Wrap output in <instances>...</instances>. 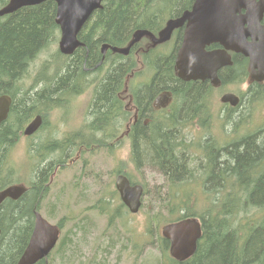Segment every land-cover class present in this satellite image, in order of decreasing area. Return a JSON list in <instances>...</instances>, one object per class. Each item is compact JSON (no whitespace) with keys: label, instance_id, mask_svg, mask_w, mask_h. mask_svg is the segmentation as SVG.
Masks as SVG:
<instances>
[{"label":"trees","instance_id":"16d2710c","mask_svg":"<svg viewBox=\"0 0 264 264\" xmlns=\"http://www.w3.org/2000/svg\"><path fill=\"white\" fill-rule=\"evenodd\" d=\"M8 1L0 0V8ZM189 1L103 0L102 7L91 14L78 34L83 45L70 56L55 50L37 71L33 86L26 90L20 86V80L29 73L31 63L58 41L55 2L47 0L0 16V94H8L11 98L8 117L0 124V189L13 180L20 181L21 176L16 174L17 164L8 159L10 151L23 136L25 124L38 114L43 118L38 131L46 127V116L60 107L65 97L67 104L69 97L83 91L85 86L76 85L88 74L87 70L92 68L93 73L101 75L92 80L95 85L99 83L93 87L91 110L101 120L109 118L107 134L92 132L94 138L87 142L98 147L107 143L109 150L119 140V135L113 131L118 125V115L122 113L121 121L124 122L132 116L126 108L129 107L127 94L132 92L130 104H139L141 110H145L156 89L170 87L176 96L183 98L182 104L171 114H153L149 124L143 125L140 120L130 124L131 130L125 136L134 163L155 166L165 177V191L160 190L164 197L158 198L159 209L146 211L144 235L147 240L155 239L162 264H264V214L249 225V217L242 213L251 208L264 212V121L237 139L218 141L222 145L215 144L213 138L189 144L180 135L186 121L180 116L192 118L197 112L202 85L182 86L181 80L174 76V61L158 57L154 62L156 74L150 85L142 86L136 92V87L128 85L131 80L124 79L125 88L130 89L122 101L118 93L123 86L118 84L122 81V72L125 70L128 75L133 67L135 48L133 46L126 56L111 55V52L102 56L100 51L102 44L126 46L136 29L155 32V28L161 27L164 14L177 13ZM154 21L160 25H153ZM252 93L262 96L264 90L259 87ZM251 115L253 113L249 117ZM230 120L222 117L225 124H230ZM233 127L236 129L237 126ZM76 137L69 134L59 139H46L29 148L34 178L27 181L28 190L18 200H6L0 205V264H15L25 248L33 227L34 212L40 211L41 203L48 195L51 175L66 165L67 147L75 143ZM81 137L78 136V141ZM191 148L194 152L199 150L202 156L196 159L199 164L194 166L185 153ZM118 171L130 176L121 167ZM129 178L143 184L131 176ZM194 185L206 187L203 192L205 200L192 191ZM210 185L213 190L209 189ZM187 188L191 190L190 195L183 192ZM108 200L111 203L112 196ZM48 215L53 217L50 213ZM188 217L200 218L202 234L194 254L184 261H177L168 255L169 244L161 236L160 226ZM65 221L63 216L56 224L63 229ZM76 226L81 228L79 223ZM70 239L65 232L60 236L55 251L60 258L64 256V248ZM111 246L113 244H107L105 249ZM35 264H44V260Z\"/></svg>","mask_w":264,"mask_h":264},{"label":"rangeland","instance_id":"374dc122","mask_svg":"<svg viewBox=\"0 0 264 264\" xmlns=\"http://www.w3.org/2000/svg\"><path fill=\"white\" fill-rule=\"evenodd\" d=\"M57 43L58 41L41 52L31 63L29 73L20 80L22 89L26 90L30 86H33V79L37 71L41 68L43 62L49 59L50 55L57 50ZM56 62L59 63V60ZM42 73H44V71ZM98 76V73H93V78H97ZM128 85H132V80L128 82ZM88 87L89 86H85L82 88V92ZM135 87L136 86H134V88ZM237 90L241 92L239 88H237ZM75 96L69 97L67 104L65 97V102L60 106H65L66 108L52 110L45 118L46 121L44 125L46 124V127L31 137L27 138L21 136L16 147L10 151L8 160L9 162L14 161V163L17 164L16 174L21 176L20 181L14 182L27 183L28 180L34 178L31 169L32 161L29 160L28 156V151L31 146L37 145V143L46 139H59L69 134L73 137L77 136L76 138L78 139V135L80 134H76L73 131L78 130L80 128L79 126H83L85 123L88 124L92 121L94 118L92 114H87L86 118H84V112L89 110L93 99V97L91 98V92L87 91L79 97ZM211 99L213 98L211 97ZM250 113H253L251 117H249ZM60 114L67 118L68 121L60 119ZM263 121L264 99H260L259 103H250L249 101L245 111L243 110L241 113L232 117L230 120L231 125L228 123L225 124L222 122V119L221 121L217 119L212 121L211 129L214 128L213 140L215 144H217V142L222 139L223 142L229 141L230 139H237L246 132L252 131V129L259 126ZM234 125L237 126L236 129H234ZM196 126L195 123H192L190 133H180V135L183 136V140H186L187 143L194 142L195 140L196 143L201 142L200 138L205 136L199 134L201 130H197L195 128ZM83 133L84 134L81 135L82 137L77 143L82 144L90 151H84L85 153H81L80 156H77L74 149L67 147L69 150H67V153L69 152V154H67L66 165L63 166L62 169L54 171L51 175L48 195L44 202L41 203L40 212L48 220H50V218L46 215H48V213L52 214L53 217H51L50 220L52 223H55V221L63 216L66 217L61 235L65 232V234L68 233L69 239L71 238L68 245L64 248V256L62 258H60L59 253L52 252V257L55 258L51 260V263L79 264L81 262L82 264L92 260L89 264H162V262H160L159 249L156 244L153 243L155 241L151 239L147 240L148 237L144 235L143 227L146 219V211L148 209H159L160 203H158V198L164 197V194H160V190L163 192L165 191V177L159 173L155 166L148 163H141L137 166L127 147V139H121L124 145H126H123L124 147H118L112 151L105 149L96 150L95 148L98 147L97 144H92L90 141L87 142L91 138H94L93 134H91L92 132L87 133L84 129ZM218 143L222 145L221 142ZM190 150L191 158H189V160L191 165L194 166L199 164L196 158H201L200 152H194L192 148ZM54 155H57V153ZM120 167L133 179L143 182V206L140 213L132 215L130 218H125L124 216L119 218L116 222L117 225L108 229V236L104 237L106 235L104 232L107 216L105 214H100L97 210H91L89 208L97 200L96 192L99 190L100 194L104 192V184L106 182H108L109 189H111V183L116 173L115 170ZM196 169L197 168H195V170ZM7 178L8 177H6V179ZM192 191L195 192L198 198L205 200V195L199 186L194 185ZM183 192L189 195L191 194L189 188L185 189ZM196 203L201 204L199 202ZM189 205L192 206L193 204L190 203ZM49 209L53 211H49ZM54 210H56V212H54ZM242 213L245 214L246 217H249V225L252 224V220H258V218L264 214V212L252 208ZM74 222H77V224L79 223L81 229L77 227V230H74ZM122 223H125V227H122ZM111 238L114 242L111 241ZM136 242H146V244H140L139 252L135 250V254H133L132 244ZM148 242H151V244L149 245ZM108 243L113 244V247H109L111 248L109 253H107L105 249Z\"/></svg>","mask_w":264,"mask_h":264},{"label":"flooded vegetation","instance_id":"af4514ba","mask_svg":"<svg viewBox=\"0 0 264 264\" xmlns=\"http://www.w3.org/2000/svg\"><path fill=\"white\" fill-rule=\"evenodd\" d=\"M255 2H259L261 0H254ZM264 1V0H262ZM194 0H190L187 5L178 10L177 13L174 14H164L163 23L161 27L155 28V32L150 31L153 35L157 36L158 33L166 26L167 22L170 19H176L180 17L185 12H190L193 7ZM237 7V6H236ZM234 17L237 21V27L234 30L227 29L225 34V39L212 41L210 43H206L203 45L202 51L200 53L202 55H206L208 53L214 52L219 55V57L230 63H224L216 70V79L217 81L212 82L209 78L204 79H189L182 80L174 74L175 78H178L182 82V86H199L202 85L201 95H200V107L197 112L192 116V118H185V115H181L180 117L186 121L183 122V127H181L182 133H190L192 128V123H195L197 126L195 127L197 130H201L199 134L205 135L201 139V143L207 139H212L213 129H211L212 121L216 119L219 121L222 117H229L232 119L236 114L241 113L243 110L247 109V104L250 103H259L260 99H264V95L260 96L259 94L252 93L254 89L261 88L264 90V79L262 80H254L250 77L249 73V57L243 53V49H247L252 43L255 41L256 43H263L264 50V6L260 9L259 6L254 4L253 2H247L243 5H239L237 10H234ZM188 20L186 19L181 26L174 28L172 30L170 39L165 42L152 45V41L149 36H143L137 43L134 44L135 50H133V67L130 69V73L125 75V70L122 72V80L118 86H123V88L119 91L118 96L122 101H125V93L130 88H125L124 79L132 80L131 86H136L137 90L146 85H150L151 81L156 74V68L154 62L158 57L171 58L173 61L177 55V51L183 41L185 31L187 29ZM153 25H160L156 21H154ZM238 41L240 43H238ZM224 42V43H223ZM111 52L110 49H107L105 55ZM111 55L114 53L111 52ZM104 55V56H105ZM128 55V54H127ZM126 56V55H122ZM130 63V61L128 60ZM110 63V62H109ZM108 63V65H109ZM174 63V62H173ZM174 71V66H172ZM88 74L85 76L83 80H81L76 86H89L82 94L75 97H79L83 95L85 92L90 91L93 93V87L98 86L92 83L93 72L92 68L87 70ZM101 75L97 77L99 79ZM130 86V85H129ZM239 88L242 94H237L236 90ZM174 89L170 87H160L156 89L152 95L149 97L147 101V106L145 110H141L139 104H130V100L132 98L131 94L128 95L127 105L126 107L131 113L132 116L129 117L127 122L121 121L122 113L118 115L117 127L113 130L115 134H119L123 136L126 132L131 130L130 124H135L139 120L143 125L149 124L151 117L153 114L157 115H167L171 114L173 110L180 106L183 102V98L181 96H176L174 93ZM225 93H233L238 96V101H236L235 105H232L230 102L222 101L221 97ZM93 95L91 96V98ZM211 97L213 99H211ZM92 105V102H91ZM63 107V106H60ZM124 109V108H123ZM87 114H93L91 110V106L88 111L84 112V118H86ZM89 115V116H90ZM206 115V119H205ZM227 115V116H225ZM91 117V116H90ZM120 119V120H119ZM206 124V125H205ZM78 130H74L73 132L76 134H84V129L89 132H94L97 134H107L109 129V118L100 119L97 115H94V118L88 124L85 123L83 126H79ZM103 130L101 133L98 131ZM179 132V130L177 131ZM86 133V134H87ZM79 136V135H78ZM187 136V135H186ZM78 139L75 138V143H70L69 147L75 150V154L79 156L81 151L86 149L82 144L77 143ZM199 143V142H198ZM103 145V144H102ZM101 145V149H108V144ZM123 141L116 142L112 144L113 148L124 147ZM130 151V146L127 145ZM186 151V156L189 160L191 158L190 152ZM199 151V150H198ZM200 152V151H199ZM189 155V156H188ZM201 156V155H200ZM202 157V156H201ZM199 159V158H196ZM160 174H162L159 171ZM163 175V174H162ZM201 178H205L202 176ZM113 188V190H112ZM213 186L210 185V189ZM109 184L106 182L104 184V192L100 194V190L96 192L95 201V209H92V205L89 209L97 210L100 214H105L106 218V234L104 237L108 236L107 230L115 227L116 222L121 217H129L135 215L137 213H130L126 206L120 201L119 194L115 189L114 180L111 183V189H109ZM202 192L206 187L204 185L201 186ZM213 190V189H212ZM111 191V192H110ZM208 191V190H207ZM207 195L209 193L207 192ZM114 196L111 200V203L108 200V197ZM101 198H104L101 200ZM84 217V216H83ZM82 217V218H83ZM81 218V219H82ZM80 219V220H81ZM201 221V220H200ZM202 223V221H201ZM77 222L73 223L74 230H77ZM125 227V223H122V227ZM81 229V228H80ZM103 234V232H102ZM103 236V235H102ZM75 237V236H74ZM111 241L114 240L111 238ZM155 241V239H153ZM151 241V242H153ZM151 242L148 244L150 245ZM155 243V242H153ZM109 244V243H108ZM146 244V243H145ZM132 253L135 254V250L139 252L140 242L132 244ZM110 249H106V252L109 253ZM91 261V260H89ZM81 264V263H79ZM86 264V263H82Z\"/></svg>","mask_w":264,"mask_h":264},{"label":"water","instance_id":"95a60500","mask_svg":"<svg viewBox=\"0 0 264 264\" xmlns=\"http://www.w3.org/2000/svg\"><path fill=\"white\" fill-rule=\"evenodd\" d=\"M47 0H9L0 8V16L10 14L21 7L32 6ZM55 2L54 21L60 30L58 50L65 55H71L81 45L78 33L91 14L102 7L103 0H51ZM247 2L256 3L261 9L264 1L254 0H194L192 10L183 13L179 18L171 19L166 26L154 36L145 29H136L130 42L125 47L102 44V54L109 48L112 52L127 55L132 45L147 35L156 45L167 41L174 28L182 25L187 19V29L183 41L177 51L174 61L175 74L182 80L209 78L217 81L216 70L229 60H222L218 54L211 52L202 55L203 45L212 41L225 39L227 29L234 30L238 25L234 10ZM237 6V7H236ZM224 43V42H223ZM238 43H240L238 41ZM249 57L250 77L254 80L264 79V50L263 43L255 41L247 49L242 50ZM222 101L235 104L238 100L234 94H224ZM11 98L7 94L0 95V124L7 118ZM42 123L40 115H36L24 128V135L34 133ZM115 187L121 201L132 213L141 206L143 187L140 184L131 185L123 174L115 178ZM26 188L21 184L10 185L0 190V203L5 198L17 199ZM161 234L169 241V253L176 260H185L194 254L196 244L201 234L200 224L196 219L185 218L169 223L162 227ZM59 235L56 225L49 223L40 213H35L33 230L29 241L17 264H34L46 257L54 247Z\"/></svg>","mask_w":264,"mask_h":264}]
</instances>
